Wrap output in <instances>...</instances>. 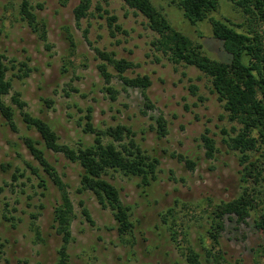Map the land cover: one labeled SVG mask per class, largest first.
I'll use <instances>...</instances> for the list:
<instances>
[{
	"label": "rangeland",
	"instance_id": "1",
	"mask_svg": "<svg viewBox=\"0 0 264 264\" xmlns=\"http://www.w3.org/2000/svg\"><path fill=\"white\" fill-rule=\"evenodd\" d=\"M96 1L77 27L73 8L78 0H68L65 5L60 0H29L37 17L46 22L50 45L47 48L21 18V0H0V49L6 57L7 76L12 83L4 101L13 106L17 127L11 129L0 114L2 262L54 264L59 245V237L51 228L52 210L59 193L45 178L47 191L42 194L39 180L27 166V163L37 166V162L23 138L40 137L34 129L26 127L19 109L11 102V95L18 93L26 103L25 111L48 122L61 143L72 147L92 143L93 135L83 130L90 107L94 126L102 129L117 124L128 126L140 148L159 161L156 179L149 186H143L138 177L117 171L109 170L104 175L118 189L122 202L130 207L133 231L126 242L117 233L111 211L102 208L91 191L77 190L80 165L61 153L45 149L47 158L67 183L74 205L73 238L67 249L72 264H186L182 248L185 243L181 239L172 240L168 227L172 223L175 229H187L189 244L200 254L202 264H216L208 254L211 244L205 236L207 216L213 204L234 198L242 190L239 154L223 142L226 136L222 132L225 129L233 135L232 127L237 130L240 125L228 120L221 102L211 92L209 77L193 66L173 63L167 54L156 49L153 42L157 35L141 15L122 0L102 3L98 11ZM151 1L177 30L201 44L207 56L228 61L222 42L212 35L208 18L191 24L178 0ZM110 16L115 17L112 26L107 20ZM209 16L234 24L244 19L229 0H219L218 10ZM83 29H88L89 42ZM68 33L75 41L74 51L69 49ZM93 47L129 60L127 76H149L151 84L146 94L152 108L145 106L139 88L122 84L111 65L108 70L113 77L108 83L103 80L97 69L100 59ZM191 84L197 86V94L191 92ZM108 86L115 90L114 99L106 91ZM158 115L163 116L167 125V133L161 138L155 131ZM206 130L217 148L212 158L206 157L201 140ZM178 156L194 161V169L187 168ZM13 175L17 178L13 179ZM255 186L262 191L258 210L251 211L246 223L225 219L215 252L222 264H264V229L254 225L264 212V180L261 178ZM79 201L88 209L93 224L81 214ZM168 209L173 216L163 220L162 215ZM33 222L44 242L36 238Z\"/></svg>",
	"mask_w": 264,
	"mask_h": 264
},
{
	"label": "trees",
	"instance_id": "2",
	"mask_svg": "<svg viewBox=\"0 0 264 264\" xmlns=\"http://www.w3.org/2000/svg\"><path fill=\"white\" fill-rule=\"evenodd\" d=\"M108 1H96L95 9L101 10V4ZM122 1L141 15L147 27L157 35L153 42L157 50L167 54L173 63L193 66L209 77L211 92L221 102L228 120L240 125L237 130L232 127L235 132L233 135L225 129L222 132L226 136L223 142L239 154V162L242 165L239 171L240 180L243 183L242 190L234 198L213 204L207 216L209 225L205 228V236L209 238L211 244L208 254L217 262L216 264H222L218 261L219 255L215 252L220 234L225 227V219L246 223L251 211L258 210L260 207L258 202L262 191L255 185L259 184L261 178L264 180V0H229L244 17L238 24L209 16L218 10L219 0H178V6L191 24L209 19L212 35L222 42L224 51L229 55L228 61H219L207 56L202 50V45L193 42L177 30L151 0ZM67 2L68 0H60L62 5ZM93 2L94 0H78L74 6L73 17L77 27H80L81 20L90 14ZM19 14L45 46L50 48L47 41L46 22L37 17L29 0H21ZM107 20L112 26L115 17H107ZM115 28L120 29V26L115 25ZM87 34L88 29H83L86 41H88ZM66 39L69 49L74 51L76 44L72 35L68 33ZM93 50L100 59L97 69L106 83L113 77L108 70V66L111 65L122 84L125 87L139 88L145 106L152 108L146 94L151 84L148 75L127 76L125 72L131 66L129 60L116 58L113 52L97 47H93ZM5 58L0 49V114L11 129L16 130L15 110L12 105L4 101V96L10 94L12 88L11 78L7 76L9 67ZM23 74L26 75L27 72L24 71ZM189 88L193 94H197L196 85L191 84ZM106 91L111 99L115 98V90L112 87H106ZM10 100L19 109L26 127L34 129L40 137V139L23 138L29 153L37 162V166L31 163H27V166L39 180L38 185L43 190L42 194L47 191L45 178L52 182L59 193V200L53 207L51 219V228L59 237L54 264H72L67 249L73 238L71 224L76 214L68 185L47 158L45 149L61 153L68 160L80 165L82 172L79 180L80 187L77 190L91 191L100 206L111 211L119 237L128 242L129 239L126 238L131 236L133 231L130 207L122 202L118 189L104 175L109 170L117 171L124 176L138 177L143 186H149L156 179L158 159L140 148L133 139V131L128 126L117 124L104 129L94 126L91 121L90 107L85 115L83 130L93 135V141L89 145L78 143V146L72 147L59 141V136L48 122L25 111L26 103L20 99L18 93L12 94ZM155 131L159 138L167 133L166 121L162 115L155 117ZM207 132L206 130L201 135V140L206 157L212 158L217 148L214 139L207 135ZM178 157L184 160L187 168L194 169V161ZM16 178L13 175V179ZM2 191L3 186L0 184V194ZM79 206L85 220L93 224L83 201H79ZM171 215L172 210L168 209L162 215V219L167 220ZM33 218H36V215H33ZM254 225L264 229V212L260 213ZM168 227L173 241L177 242L181 239L185 243L182 248L186 264H202L200 254L189 244L187 229H175L174 223ZM32 228L36 238L44 242L45 239L38 225L33 222ZM203 240V238L200 239V241ZM3 248L4 243L0 241V264H3Z\"/></svg>",
	"mask_w": 264,
	"mask_h": 264
}]
</instances>
